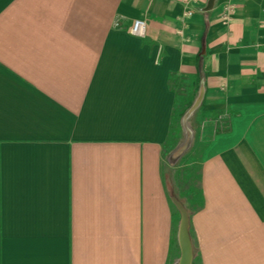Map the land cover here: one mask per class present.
<instances>
[{
    "label": "crops",
    "instance_id": "obj_1",
    "mask_svg": "<svg viewBox=\"0 0 264 264\" xmlns=\"http://www.w3.org/2000/svg\"><path fill=\"white\" fill-rule=\"evenodd\" d=\"M184 84L195 255L264 264V0H0V264H167Z\"/></svg>",
    "mask_w": 264,
    "mask_h": 264
},
{
    "label": "rangeland",
    "instance_id": "obj_2",
    "mask_svg": "<svg viewBox=\"0 0 264 264\" xmlns=\"http://www.w3.org/2000/svg\"><path fill=\"white\" fill-rule=\"evenodd\" d=\"M181 88L178 93L175 118L163 150L167 187L175 216L173 241L167 264H175L179 256L177 229L180 213L173 202L172 195L185 204L188 212L198 208L201 204L199 159L206 135L201 134L204 128L200 126L198 128L196 124L199 107L196 108L194 103L198 95V85L190 87L189 84H184ZM200 117L201 115L198 116V119ZM192 264H200L195 252Z\"/></svg>",
    "mask_w": 264,
    "mask_h": 264
},
{
    "label": "water",
    "instance_id": "obj_3",
    "mask_svg": "<svg viewBox=\"0 0 264 264\" xmlns=\"http://www.w3.org/2000/svg\"><path fill=\"white\" fill-rule=\"evenodd\" d=\"M212 2L213 0H208L209 4ZM172 199L180 213L177 229L179 256L175 264H192L194 249L190 234V215L185 204L179 198L172 195Z\"/></svg>",
    "mask_w": 264,
    "mask_h": 264
},
{
    "label": "built area",
    "instance_id": "obj_4",
    "mask_svg": "<svg viewBox=\"0 0 264 264\" xmlns=\"http://www.w3.org/2000/svg\"><path fill=\"white\" fill-rule=\"evenodd\" d=\"M192 10L188 9L187 13H191ZM232 15V6L231 4H228L226 6L225 12H224V19L225 20H229L231 18ZM146 29H147V22L145 17L140 16V17H136L133 19L131 25L128 27V32L130 34L136 35V36H143L146 33Z\"/></svg>",
    "mask_w": 264,
    "mask_h": 264
},
{
    "label": "trees",
    "instance_id": "obj_5",
    "mask_svg": "<svg viewBox=\"0 0 264 264\" xmlns=\"http://www.w3.org/2000/svg\"><path fill=\"white\" fill-rule=\"evenodd\" d=\"M199 186H200V182H199ZM200 206H201V204L199 205V207H200ZM199 207H198V208H199ZM191 212H192V211H190L189 214H190Z\"/></svg>",
    "mask_w": 264,
    "mask_h": 264
}]
</instances>
